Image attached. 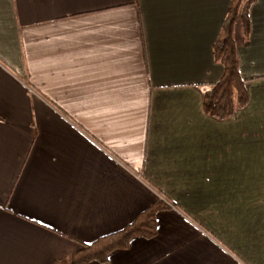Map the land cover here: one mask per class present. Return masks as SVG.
I'll use <instances>...</instances> for the list:
<instances>
[{
	"label": "crops",
	"instance_id": "obj_1",
	"mask_svg": "<svg viewBox=\"0 0 264 264\" xmlns=\"http://www.w3.org/2000/svg\"><path fill=\"white\" fill-rule=\"evenodd\" d=\"M231 0H0V264H54L161 196L106 263L264 264V0L234 37L249 101L205 92Z\"/></svg>",
	"mask_w": 264,
	"mask_h": 264
},
{
	"label": "trees",
	"instance_id": "obj_2",
	"mask_svg": "<svg viewBox=\"0 0 264 264\" xmlns=\"http://www.w3.org/2000/svg\"><path fill=\"white\" fill-rule=\"evenodd\" d=\"M255 1L257 0H231L228 15L222 22L219 38L214 44L215 59L223 64L224 73L220 80L210 84V89L204 95L203 106L207 114L221 120L232 117L238 108L245 107L249 101L246 80L242 78L239 70L234 30L236 23L241 20L245 35L249 37L250 8ZM173 205V202L162 195L123 229L83 245L66 260L55 261L54 264H87L93 261L106 263L113 251L128 248L135 237L156 236L157 214Z\"/></svg>",
	"mask_w": 264,
	"mask_h": 264
}]
</instances>
